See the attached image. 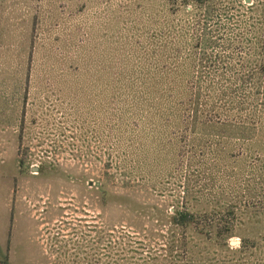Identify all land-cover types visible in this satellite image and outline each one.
Returning a JSON list of instances; mask_svg holds the SVG:
<instances>
[{
	"label": "rangeland",
	"instance_id": "374dc122",
	"mask_svg": "<svg viewBox=\"0 0 264 264\" xmlns=\"http://www.w3.org/2000/svg\"><path fill=\"white\" fill-rule=\"evenodd\" d=\"M165 2L186 17L182 0H39L71 74L31 83L22 142L0 111V264H264L262 147L188 163L175 131L134 134L135 103L116 89ZM184 207L234 235L172 237Z\"/></svg>",
	"mask_w": 264,
	"mask_h": 264
},
{
	"label": "trees",
	"instance_id": "16d2710c",
	"mask_svg": "<svg viewBox=\"0 0 264 264\" xmlns=\"http://www.w3.org/2000/svg\"><path fill=\"white\" fill-rule=\"evenodd\" d=\"M182 1L187 15L177 21L166 16L167 3L161 4L165 18L152 17V38L143 40L137 60L119 73L116 89L126 93L125 103H135L134 134L175 131L188 163L207 155L231 161L238 142L264 151V0ZM38 2L0 0V111L9 112L4 122L19 129L20 142L31 83L71 74L59 67L60 52L41 29ZM213 214L205 211L201 220L198 210L177 208L171 236L194 232L213 242L234 235V227Z\"/></svg>",
	"mask_w": 264,
	"mask_h": 264
},
{
	"label": "water",
	"instance_id": "95a60500",
	"mask_svg": "<svg viewBox=\"0 0 264 264\" xmlns=\"http://www.w3.org/2000/svg\"><path fill=\"white\" fill-rule=\"evenodd\" d=\"M248 1H250V0H248ZM231 243L234 244V243H236V242H235L234 240H232Z\"/></svg>",
	"mask_w": 264,
	"mask_h": 264
}]
</instances>
